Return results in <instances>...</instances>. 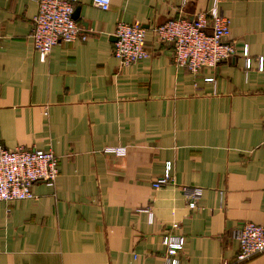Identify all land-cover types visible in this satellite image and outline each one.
Wrapping results in <instances>:
<instances>
[{
  "label": "crops",
  "instance_id": "0c3cea01",
  "mask_svg": "<svg viewBox=\"0 0 264 264\" xmlns=\"http://www.w3.org/2000/svg\"><path fill=\"white\" fill-rule=\"evenodd\" d=\"M209 5L78 0L88 38L42 61L37 1L0 0V144L52 148L60 168L33 198L0 201V264H165L168 233L185 237L180 264H264V252L237 261L233 237L245 222L264 226V0H224L237 54L198 74L155 32ZM120 21L146 28L147 58L121 66ZM118 146L126 155L106 152ZM168 164L172 181L155 188ZM195 186L204 193L190 209L184 188Z\"/></svg>",
  "mask_w": 264,
  "mask_h": 264
},
{
  "label": "built area",
  "instance_id": "2783aa9c",
  "mask_svg": "<svg viewBox=\"0 0 264 264\" xmlns=\"http://www.w3.org/2000/svg\"><path fill=\"white\" fill-rule=\"evenodd\" d=\"M37 14L33 18L31 37L40 59L46 61L53 47L59 43L85 41L88 36L73 17L78 0H36ZM210 5L189 18H173L157 26L155 32L161 42L173 47V60L176 66L186 68L198 74L204 68H215L222 61L237 54L232 42L231 19L222 10L224 0H209ZM95 6L107 11L112 0H93ZM113 54L121 66L135 64L150 53L147 49L146 28L139 22H118L115 30ZM244 55H248L245 48ZM251 68V58L246 57V69ZM215 81L214 78L211 79ZM106 152L117 156L127 153L125 146L109 147ZM171 164L165 174L154 182L160 188L172 181ZM60 175L59 156L54 150H40L17 146L7 148L0 144V201L12 203L17 200L33 198V186L38 182L54 185ZM186 201L190 209L198 207L203 196V187H185ZM152 220L153 213H150ZM179 224L174 223L173 228ZM239 243L237 261H244L264 252V226L254 222H245L233 232ZM167 250L165 264H180L179 254L185 246L183 235L168 233L163 237ZM218 264H230L222 260Z\"/></svg>",
  "mask_w": 264,
  "mask_h": 264
},
{
  "label": "water",
  "instance_id": "95a60500",
  "mask_svg": "<svg viewBox=\"0 0 264 264\" xmlns=\"http://www.w3.org/2000/svg\"><path fill=\"white\" fill-rule=\"evenodd\" d=\"M75 14H76V12H74V15H73V17L76 19L77 17L75 16ZM115 40H116V37H115Z\"/></svg>",
  "mask_w": 264,
  "mask_h": 264
}]
</instances>
